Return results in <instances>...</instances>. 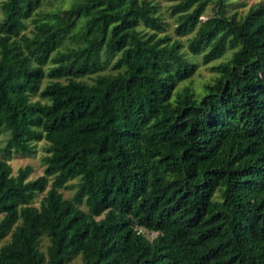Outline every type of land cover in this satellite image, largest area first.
<instances>
[{
	"label": "trees",
	"instance_id": "16d2710c",
	"mask_svg": "<svg viewBox=\"0 0 264 264\" xmlns=\"http://www.w3.org/2000/svg\"><path fill=\"white\" fill-rule=\"evenodd\" d=\"M235 3L172 0V38L156 0H0V264H264V2Z\"/></svg>",
	"mask_w": 264,
	"mask_h": 264
},
{
	"label": "rangeland",
	"instance_id": "374dc122",
	"mask_svg": "<svg viewBox=\"0 0 264 264\" xmlns=\"http://www.w3.org/2000/svg\"><path fill=\"white\" fill-rule=\"evenodd\" d=\"M159 3L160 6V12L162 17L167 21V26L165 32L168 33L172 38L176 37L177 35L174 32V25H175V17L170 13V3L172 0H156ZM264 2V0H236V3L232 6H228L229 10H232V8H236L239 12H244L251 4L255 2ZM214 12V4L212 2L208 3L205 7L204 12L199 16L201 19H205L207 16L212 15ZM30 24L27 25L29 27ZM186 35H180L178 36L182 42L183 47L186 49V43H187V36ZM190 54V53H189ZM230 54V49H226L224 54L221 58L227 57ZM191 55V54H190ZM196 61V68L191 73V75L183 80L178 81V86L183 83L190 84L194 89L200 90L202 92L201 88L205 81L211 80V77L215 74V72L212 70L211 66L219 61L220 58L212 59L208 62H203L201 59V54H195L191 55ZM47 81V77L43 78V83ZM39 97L37 93L32 95V98ZM7 131H2L0 133V147L3 145L5 138L7 136ZM45 145L46 142L44 139L38 140L35 142V151L29 155L27 154H21V153H12L10 157L8 158V162L11 166L12 172L15 173L17 168L20 166H24L26 164L31 165L32 170L29 173L28 177L33 178L37 175L42 173L43 170V161H42V155L45 153ZM77 179L74 178L72 180H69L68 183H74ZM49 185V184H48ZM47 187V186H46ZM74 186L70 187H63L61 188V191L65 197H70L73 194ZM44 192H40L38 196L34 199L33 203L38 204L39 198L41 194ZM82 208H85L84 204H81ZM144 232L149 236H153L155 234V231L153 230H147L145 229ZM8 236L4 237L2 240H0V243L7 240ZM47 243V237L43 236L41 239V248H44L45 244ZM79 257L72 258L69 263L71 262H79Z\"/></svg>",
	"mask_w": 264,
	"mask_h": 264
}]
</instances>
